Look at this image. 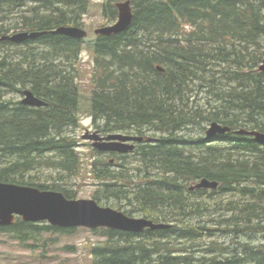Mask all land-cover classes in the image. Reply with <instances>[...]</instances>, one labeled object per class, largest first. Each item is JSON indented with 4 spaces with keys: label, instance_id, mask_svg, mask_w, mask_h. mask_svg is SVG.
<instances>
[{
    "label": "trees",
    "instance_id": "obj_1",
    "mask_svg": "<svg viewBox=\"0 0 264 264\" xmlns=\"http://www.w3.org/2000/svg\"><path fill=\"white\" fill-rule=\"evenodd\" d=\"M121 1L128 0L103 3L109 23ZM129 1L128 29L96 37L90 116L102 133L158 140L115 163L93 149L87 174L97 201L116 198L130 216L173 225L138 234L94 229L107 239L93 247L92 264H264V145L234 133L264 131V0ZM90 2L0 0V38L43 32L26 45L0 41L2 182L77 198L67 182L38 179L45 169L57 171V181L84 169L75 132L83 40L53 31L82 27ZM24 89L47 104H22ZM212 122L231 131L208 142ZM203 178L218 188H192ZM75 230L17 217L0 235L35 250L47 245L44 235Z\"/></svg>",
    "mask_w": 264,
    "mask_h": 264
},
{
    "label": "water",
    "instance_id": "obj_2",
    "mask_svg": "<svg viewBox=\"0 0 264 264\" xmlns=\"http://www.w3.org/2000/svg\"><path fill=\"white\" fill-rule=\"evenodd\" d=\"M119 15L117 21L109 26L96 30L97 35H111L123 32L128 29L133 20L131 2L122 1L117 3ZM55 33H61L76 39H84L86 31L81 27L62 26ZM43 35V32L21 31L5 37L12 42L20 43L30 39H36ZM159 69H162L159 67ZM264 71V59L259 66ZM22 104L32 107H43L47 103L36 96L31 89L22 91ZM231 128L218 122H212L206 130V141H213L220 135L230 132ZM235 134L252 136L253 140L264 145V131L239 129ZM83 139L92 141V145L99 151L129 153L135 149L129 141L141 142L143 136H130L110 134L106 138L98 132H87ZM219 183L207 178L201 179L196 185L197 188L217 189ZM20 217L25 222H47L52 226L61 228L85 227L96 229L105 227L109 229L142 233L146 229L158 230L172 227V223L155 222L144 216H129L121 210L110 206L101 205L96 199H69L61 191L40 189L29 185H19L0 181V226H10Z\"/></svg>",
    "mask_w": 264,
    "mask_h": 264
},
{
    "label": "rangeland",
    "instance_id": "obj_3",
    "mask_svg": "<svg viewBox=\"0 0 264 264\" xmlns=\"http://www.w3.org/2000/svg\"><path fill=\"white\" fill-rule=\"evenodd\" d=\"M106 0H91L88 12L83 16L81 27L86 31L82 48L79 57L80 74L77 82L80 86V123L81 126L75 129L76 134L80 138L78 151L82 155L84 169L72 177L57 181L59 173L51 169L43 170L39 175V181L43 183H68L77 191L75 199H94V193L98 189V185L87 174L88 166L95 159L96 153L92 141L83 139L82 136L87 133V129H92V118L90 116V96L93 89L92 75L94 73V48L97 37L96 30L105 26L114 24L109 23L103 10V3ZM118 8V7H117ZM17 99H22L21 95ZM206 136V132L204 133ZM105 158L104 156H101ZM133 160L134 156H130ZM109 160L110 157H107ZM224 199L230 200L233 198L231 194L221 195ZM101 205L110 206L117 210L125 212L127 208H122L124 204L116 198L105 199L98 201ZM127 214V213H126ZM130 216V215H129ZM140 214L134 213L133 217H140ZM100 232H95L93 229L77 227L73 233L57 234L51 233L44 235L48 238L47 245L42 248L37 246L35 250H30L23 247L16 240L9 236L0 235V264H92L93 247L103 243L107 237ZM223 240H226L223 238ZM222 240V241H223ZM262 239H255L253 242L258 243ZM264 240V239H263Z\"/></svg>",
    "mask_w": 264,
    "mask_h": 264
},
{
    "label": "flooded vegetation",
    "instance_id": "obj_4",
    "mask_svg": "<svg viewBox=\"0 0 264 264\" xmlns=\"http://www.w3.org/2000/svg\"><path fill=\"white\" fill-rule=\"evenodd\" d=\"M21 31H23V30H18L17 32H21ZM16 32V33H17ZM13 34H15V33H11V35H13ZM9 36V35H8ZM5 37H7V36H4V37H2V38H0V41H3V42H12V41H10L9 39H5ZM32 39H30V40H27V41H25V42H20V43H16V44H21V45H26V44H28L29 43V41H31ZM12 43H15V42H12ZM23 96V94L21 93V97ZM92 129L90 130V129H87V131H89L90 133H93V132H98L102 137H104V138H106L108 135H110V134H119V133H121V134H123V135H130V136H143L144 137V140L143 141H141V142H138V141H129L128 143H133L134 145H135V149L138 147V145H140V144H143V143H149V142H155L156 140H158L157 138H154V137H152V136H150V132H148V134L147 135H139V134H137V133H132V132H128V131H118V132H107V133H102L101 131H100V129H98L97 127H95L94 125L91 127ZM135 149L133 150V152L135 151ZM100 152V154L99 155H103L106 159H107V157H110V161L112 162V163H115V161L117 160V156L118 155H123V156H125L126 155V153H119V152H112V151H110V152H106V151H99ZM132 152V153H133Z\"/></svg>",
    "mask_w": 264,
    "mask_h": 264
},
{
    "label": "bare ground",
    "instance_id": "obj_5",
    "mask_svg": "<svg viewBox=\"0 0 264 264\" xmlns=\"http://www.w3.org/2000/svg\"><path fill=\"white\" fill-rule=\"evenodd\" d=\"M259 70V69H258ZM264 91V90H263ZM225 230V229H224ZM159 251V250H158Z\"/></svg>",
    "mask_w": 264,
    "mask_h": 264
}]
</instances>
